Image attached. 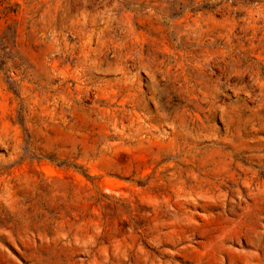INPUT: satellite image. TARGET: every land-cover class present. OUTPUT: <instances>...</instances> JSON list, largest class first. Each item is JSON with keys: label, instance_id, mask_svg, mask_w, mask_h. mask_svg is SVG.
Here are the masks:
<instances>
[{"label": "rangeland", "instance_id": "obj_1", "mask_svg": "<svg viewBox=\"0 0 264 264\" xmlns=\"http://www.w3.org/2000/svg\"><path fill=\"white\" fill-rule=\"evenodd\" d=\"M0 264H264V0H0Z\"/></svg>", "mask_w": 264, "mask_h": 264}]
</instances>
